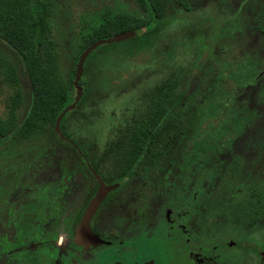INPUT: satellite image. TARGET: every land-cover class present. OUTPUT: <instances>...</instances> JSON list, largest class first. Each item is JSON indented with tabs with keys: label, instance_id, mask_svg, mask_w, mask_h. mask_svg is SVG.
Here are the masks:
<instances>
[{
	"label": "rangeland",
	"instance_id": "rangeland-1",
	"mask_svg": "<svg viewBox=\"0 0 264 264\" xmlns=\"http://www.w3.org/2000/svg\"><path fill=\"white\" fill-rule=\"evenodd\" d=\"M50 1V38L57 44L58 64L65 78L79 50L80 37L89 34L104 15L141 13L132 0ZM196 1L191 12L171 8L170 18L140 46L119 43L97 47L90 56L95 76L90 92L66 116L63 127L85 149L90 163L106 169L121 166L130 149L126 131L149 113L156 88L168 82L170 99L177 101L176 110L182 115L181 128L185 130L194 124L193 118L199 112V137H210L216 145L222 144L218 157L222 168L218 172L207 169L200 179L194 177L195 181L207 182L200 202L194 205L199 213L194 215L192 224L199 222V232L211 229L218 220L229 229L253 230L264 224V73L238 97L247 105L246 118L238 113L222 126L214 117L219 114L217 102L215 112L210 113L206 97L216 82L225 93L241 91L235 87L236 80L247 81L249 73L258 74L264 69V33L259 25L264 0ZM5 60L13 65L17 62L12 49L0 43V118L5 117L6 101L12 94V89L2 83ZM243 119L245 122L237 127ZM230 128L234 131L227 141L224 133ZM173 145L141 176L138 196L119 199L118 210L134 211L138 204L139 209L155 204L158 193L164 191V173ZM204 146L205 142L194 144L190 152L195 154L196 149ZM190 159L184 166H188L186 171L193 172ZM48 166L82 165L70 149L61 146L49 133L34 142L13 143L11 135L1 140L0 264L12 263L17 257L18 251L9 244L15 236L9 222L23 202L24 189L36 179L47 178ZM64 179L69 186L63 191V199L69 195L77 200V205L93 185L84 174L75 181L73 177L70 181L66 176ZM71 186L75 192H67ZM129 216L124 215L122 222ZM152 254L148 256L149 251H145L141 258H154L157 264H186L178 256L177 260L173 255L163 256L156 251Z\"/></svg>",
	"mask_w": 264,
	"mask_h": 264
},
{
	"label": "flooded vegetation",
	"instance_id": "flooded-vegetation-1",
	"mask_svg": "<svg viewBox=\"0 0 264 264\" xmlns=\"http://www.w3.org/2000/svg\"><path fill=\"white\" fill-rule=\"evenodd\" d=\"M259 19V25H263L264 9ZM261 32L264 33L263 30ZM263 73L264 69L254 77L249 73L243 91L248 90ZM166 94L165 104L170 107L173 103L177 108V101L170 99L169 84L166 85ZM156 102L157 99L152 100L151 108ZM219 103L226 107L218 108L219 114L214 117L223 123L222 126L238 113L243 118L247 117V105L243 99L229 98ZM176 108L177 120L181 124L182 115ZM149 115L142 117L141 122L134 123L133 127L129 126L126 134L130 146L134 136L145 128ZM193 119L195 123L191 125L195 127V134L190 142L182 141L183 132L172 137L169 130L159 136L160 140L152 142L146 160L138 161L135 166H123L125 161L121 166H108L107 169L105 166H48L49 169L45 170L47 178L36 179L28 188L25 187L23 202L14 220L9 222L15 233L11 240L13 243L10 241L9 244L18 252L14 262L7 261V264H157L154 258H141L145 251H149L148 256H152L153 251L163 256L173 255L176 259L178 256L186 264H264V224L243 232L229 229L219 220L206 232H199V222L192 224L194 215L199 213V210H194V205L200 202L204 182H207L195 181L194 177L200 179L207 174V169L218 172L222 168L219 164L199 165V149L194 151L195 154L190 152L194 144L199 145V112ZM244 122L245 119L240 120L236 126ZM231 131L234 129L224 133L227 141H230ZM66 140L75 148L72 141ZM182 142L185 147L180 149L178 156V146ZM126 144L129 146L128 141ZM172 145L173 151L168 154L169 166L164 173V191L158 193L157 200L153 201L155 204L151 208L143 206L139 209L137 200L134 211L118 210L116 204L119 199L138 196L141 176L162 157L163 152H169ZM187 158L193 162L190 164L193 172L186 171L188 166L184 164ZM202 167L206 169L203 171ZM81 174L88 176L93 185L77 205V200L69 195L63 199L66 192L63 194V191L69 186L64 184V176L68 181L71 177L75 181ZM100 182L108 190L88 219L89 237L79 239L76 237L77 229L99 190ZM67 192H75V189L71 186ZM33 193H38V196L33 198ZM128 214L127 221L122 222L123 216Z\"/></svg>",
	"mask_w": 264,
	"mask_h": 264
},
{
	"label": "trees",
	"instance_id": "trees-1",
	"mask_svg": "<svg viewBox=\"0 0 264 264\" xmlns=\"http://www.w3.org/2000/svg\"><path fill=\"white\" fill-rule=\"evenodd\" d=\"M132 1L139 7L140 15L115 14L108 16L106 14L89 34L80 37L79 50L73 60L70 73L65 78L62 76L58 64L57 44L50 38L51 1L0 0V43L12 49L17 59L15 65L6 60L2 64V83L12 89V94L6 101L5 117L0 118V142L10 135L13 143L34 142L49 133L61 146L70 149L82 166H95L88 160L85 149L76 144L66 134L63 127L66 116L71 112L69 107L76 95L73 80L80 54L97 40H105L125 32H132L135 35L132 38L111 44L120 43V45L127 46L136 43L140 46L156 34L163 23L170 18L169 10L171 8L187 13L195 9L197 2L196 0ZM262 24L261 30L264 31V21ZM94 51L84 61L83 73L78 82L82 96L75 108L86 99L90 92V83L95 77L94 64L90 60ZM254 76L255 74L251 75V77ZM245 82L236 80V85H239L236 87L241 91L234 92L235 95L233 92H223L218 87L219 82H216L206 97L210 103L208 111L215 112L214 104L216 102L218 108L226 107L224 104L220 105L219 102L240 97L243 86L247 84ZM167 84L169 83L163 82L156 88L155 99L157 102L149 109L150 117L145 128L134 136L133 145L126 152L129 160H125L123 166H135L138 161L146 160L152 142L160 140L159 136L169 130L172 137L180 131L183 132L182 141L185 143L190 142L195 134L194 125H190L185 130L181 129L175 105L172 103L168 107L165 104ZM61 114L63 115L59 123L60 134H57L54 125ZM211 129L209 128V130ZM65 138L72 141L75 148ZM147 142L149 143L147 144ZM184 142L178 146V156L180 149L185 147ZM201 142H205V146L199 149V165L218 166V145L210 137H199V143Z\"/></svg>",
	"mask_w": 264,
	"mask_h": 264
},
{
	"label": "water",
	"instance_id": "water-1",
	"mask_svg": "<svg viewBox=\"0 0 264 264\" xmlns=\"http://www.w3.org/2000/svg\"><path fill=\"white\" fill-rule=\"evenodd\" d=\"M135 34L132 32H125V33H121V34H117L111 38L105 39V40H97L95 42H93L91 45H89L86 49L83 50V52L80 54L77 64H76V68H75V74H74V80H73V86L76 90V95L74 98L73 103L71 104V106L69 107L70 110L74 109L77 102L79 101V99L82 96V90L78 85V82L81 78V75L83 73V64L85 59L88 57V55L95 50L97 47L104 45V44H111V43H117V42H121L123 40L132 38ZM63 114H61L60 116H58V118L55 121V125H54V130L57 134H60L59 131V123H60V119L61 116ZM108 190V188H106L101 182L99 183V190L96 193L95 197L93 198V200L91 201V203L89 204V206L86 209L85 212V216L83 218L82 224L78 227L77 232H76V237L79 239H84L87 237H89V228H88V219L90 217V215L94 212L97 204L99 203V201L103 198L105 192Z\"/></svg>",
	"mask_w": 264,
	"mask_h": 264
}]
</instances>
